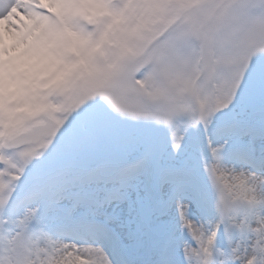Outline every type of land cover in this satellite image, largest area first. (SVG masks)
Here are the masks:
<instances>
[{"label":"snow or ice","instance_id":"1","mask_svg":"<svg viewBox=\"0 0 264 264\" xmlns=\"http://www.w3.org/2000/svg\"><path fill=\"white\" fill-rule=\"evenodd\" d=\"M0 264H264V0H0Z\"/></svg>","mask_w":264,"mask_h":264}]
</instances>
